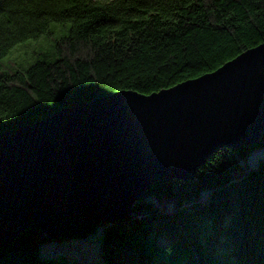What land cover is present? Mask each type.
<instances>
[{
  "label": "trees",
  "instance_id": "trees-1",
  "mask_svg": "<svg viewBox=\"0 0 264 264\" xmlns=\"http://www.w3.org/2000/svg\"><path fill=\"white\" fill-rule=\"evenodd\" d=\"M66 23L51 51L3 64ZM262 42L264 0H0V131L118 90L172 87ZM260 146L264 128L255 145L211 154L193 180L151 185L128 219L103 224L104 264H264V162L239 161ZM41 240L26 229L0 247V264H40Z\"/></svg>",
  "mask_w": 264,
  "mask_h": 264
},
{
  "label": "water",
  "instance_id": "water-1",
  "mask_svg": "<svg viewBox=\"0 0 264 264\" xmlns=\"http://www.w3.org/2000/svg\"><path fill=\"white\" fill-rule=\"evenodd\" d=\"M264 128V42L150 94L122 89L0 131V247L128 219L158 181L193 180L217 150Z\"/></svg>",
  "mask_w": 264,
  "mask_h": 264
},
{
  "label": "rangeland",
  "instance_id": "rangeland-1",
  "mask_svg": "<svg viewBox=\"0 0 264 264\" xmlns=\"http://www.w3.org/2000/svg\"><path fill=\"white\" fill-rule=\"evenodd\" d=\"M68 27L69 23L63 26L51 25L50 36L42 35L38 39L14 45L2 58L3 64L13 66L17 62H22L23 65L33 62L37 58V52L51 51L53 39L65 35ZM259 160L264 162V146L253 149L245 159L239 158L240 163L245 167H254ZM102 227L103 224L96 226L94 231L87 234L53 240L45 239L42 236L44 240L38 243L40 264H104L101 251ZM224 254L225 251L219 248L213 252V255L217 257Z\"/></svg>",
  "mask_w": 264,
  "mask_h": 264
}]
</instances>
